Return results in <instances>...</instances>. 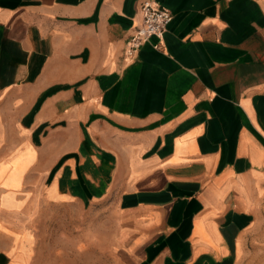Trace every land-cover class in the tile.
<instances>
[{
    "label": "crops",
    "instance_id": "obj_1",
    "mask_svg": "<svg viewBox=\"0 0 264 264\" xmlns=\"http://www.w3.org/2000/svg\"><path fill=\"white\" fill-rule=\"evenodd\" d=\"M141 1L0 0V264H264V0Z\"/></svg>",
    "mask_w": 264,
    "mask_h": 264
},
{
    "label": "built area",
    "instance_id": "obj_2",
    "mask_svg": "<svg viewBox=\"0 0 264 264\" xmlns=\"http://www.w3.org/2000/svg\"><path fill=\"white\" fill-rule=\"evenodd\" d=\"M141 21L127 37L124 43V53L127 62H133L142 47L152 36L161 40L171 22L172 12L158 0H142L140 3ZM159 48V45H156Z\"/></svg>",
    "mask_w": 264,
    "mask_h": 264
},
{
    "label": "rangeland",
    "instance_id": "obj_3",
    "mask_svg": "<svg viewBox=\"0 0 264 264\" xmlns=\"http://www.w3.org/2000/svg\"><path fill=\"white\" fill-rule=\"evenodd\" d=\"M65 223V222H64ZM62 224V226L58 225L57 222H54V224L50 228L51 235L57 237V236H62V237H69V238H74L76 236L80 235H89V230L84 228V222L81 223H74L73 221L69 220L65 224ZM53 228V229H52ZM56 248V246H54ZM87 247L83 246V251ZM55 253L57 251H54Z\"/></svg>",
    "mask_w": 264,
    "mask_h": 264
}]
</instances>
